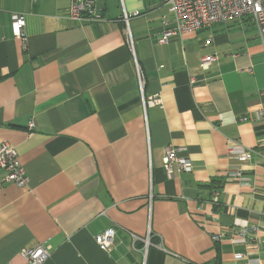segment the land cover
<instances>
[{"label":"crops","instance_id":"1","mask_svg":"<svg viewBox=\"0 0 264 264\" xmlns=\"http://www.w3.org/2000/svg\"><path fill=\"white\" fill-rule=\"evenodd\" d=\"M71 1L0 0V144L14 148L28 177L18 187L0 170V264H28L22 251L39 245L44 264L264 260V48L255 25L231 20L159 44L174 27L166 0H94L100 21L91 23L69 18ZM123 10L139 12L128 20L135 59ZM13 14L24 16L26 48ZM230 141L251 159L229 156ZM168 145L190 159V173L167 177ZM110 227L104 253L94 236ZM131 235L148 238L147 250L132 247Z\"/></svg>","mask_w":264,"mask_h":264},{"label":"built area","instance_id":"2","mask_svg":"<svg viewBox=\"0 0 264 264\" xmlns=\"http://www.w3.org/2000/svg\"><path fill=\"white\" fill-rule=\"evenodd\" d=\"M167 11L173 17L174 27L164 31L158 39L159 44L167 42L169 38L187 32H196L216 24L225 23L231 20L249 19L256 27L260 41L264 48V0H166ZM139 15L138 11L127 13L123 10L122 20L126 26V43L129 47L132 58L133 41L128 30V20L131 17ZM69 18L74 21L94 22L100 21V16L94 4V0H72L69 8ZM12 32L16 40L22 43L26 48L27 35L25 32V19L23 15L13 14L11 16ZM209 43V40L206 41ZM216 59L214 56L206 57L202 62V67L206 68ZM136 65V78L140 90L143 86L142 75ZM142 96L143 112L145 114V105L148 101ZM159 103V99H158ZM34 124L28 123V129H32ZM179 149L172 145H168L164 149L163 167L167 177H173L176 173H190L192 171V162L189 158L179 155ZM226 152L229 156L235 157L237 161H248L252 157V151L247 150L242 145L235 141H230ZM0 170L5 172V180L18 187H23L28 182L24 168L20 165L17 159V153L13 147L7 143L0 144ZM235 179L241 178V170L238 169L232 173ZM216 201V195L212 197ZM148 232V236H149ZM239 236L244 237V231H241ZM115 230L110 227L94 236V242L99 250L108 253L114 244ZM221 235L213 236L214 241H218ZM148 239V238H147ZM140 239L131 235L132 247L136 241L144 243V251L147 250L148 240ZM243 240V239H242ZM49 254L43 245H39L34 249H25L22 251V257L28 264H44ZM236 260H244L248 258L246 253H235ZM247 264H264V260L259 258H250Z\"/></svg>","mask_w":264,"mask_h":264}]
</instances>
